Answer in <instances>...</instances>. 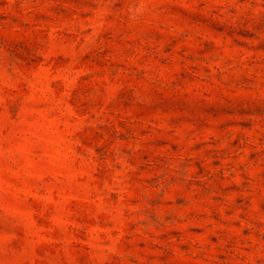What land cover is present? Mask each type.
Wrapping results in <instances>:
<instances>
[{"label":"rangeland","instance_id":"374dc122","mask_svg":"<svg viewBox=\"0 0 264 264\" xmlns=\"http://www.w3.org/2000/svg\"><path fill=\"white\" fill-rule=\"evenodd\" d=\"M0 264H264V0H0Z\"/></svg>","mask_w":264,"mask_h":264}]
</instances>
